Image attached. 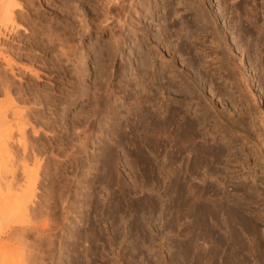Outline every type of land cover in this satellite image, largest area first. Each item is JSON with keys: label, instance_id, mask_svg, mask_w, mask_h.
I'll return each mask as SVG.
<instances>
[{"label": "rangeland", "instance_id": "374dc122", "mask_svg": "<svg viewBox=\"0 0 264 264\" xmlns=\"http://www.w3.org/2000/svg\"><path fill=\"white\" fill-rule=\"evenodd\" d=\"M22 1L28 2L27 7ZM99 1L18 0L21 12L15 15L24 18L19 24L18 17L17 23L25 31H20L21 37L0 40L3 50L16 59L21 40L33 37L34 31L44 39L42 45L56 34L61 37L60 42L52 39L55 46L44 53L39 48L33 53L19 51H24L23 58L27 52L38 57L32 67L37 78H21V86L32 90L28 103L20 107L36 110L39 122L25 130L28 156L15 143L9 144L8 157L0 155V180L9 181L7 185L17 192L25 180L24 166L37 175L33 198L19 222L24 224L0 226V252L8 247V257L0 255L1 263L260 264L264 261V1L135 0L128 10L125 0L124 9L111 11L109 30L103 33L96 27L104 19ZM83 18L90 22L88 31L80 30L79 25L86 24ZM60 55L61 65L55 63ZM65 58L69 60L64 63ZM2 67L1 63L0 73L16 92L20 83ZM83 90L89 96L83 97ZM95 91L102 97L98 106L92 97ZM253 92L258 101L252 99ZM166 109L184 115L181 123L193 126V149L199 153L208 149L215 164L207 160V167L188 175L184 166L197 154L185 153L179 167L173 162L169 132L160 134L163 137L143 132L153 126L157 131L154 122L161 123ZM177 176L186 191L207 188V200L222 194L229 201L236 198L233 204L245 210L242 215L253 223L254 233L228 222L231 237L220 216L197 227L182 210L186 206L181 211L175 207ZM220 200L213 206L224 203ZM11 229L17 235L24 231L18 235L19 244Z\"/></svg>", "mask_w": 264, "mask_h": 264}, {"label": "bare ground", "instance_id": "6f19581e", "mask_svg": "<svg viewBox=\"0 0 264 264\" xmlns=\"http://www.w3.org/2000/svg\"><path fill=\"white\" fill-rule=\"evenodd\" d=\"M99 1V0H98ZM217 1V0H216ZM219 1H223V0H219ZM230 1V0H229ZM232 2H234L235 0H231ZM264 1V0H263ZM100 2V1H99ZM135 2V0H128V2L126 3L127 4V6H126V8L127 7H129L128 8V10L130 9V7H132L133 5H135L136 3H134ZM169 2V1H168ZM167 2V3H168ZM22 3L24 4V7L26 6L27 7V5H28V2L26 3V2H24V1H22ZM63 3V2H62ZM65 3V2H64ZM67 3V2H66ZM226 3V2H225ZM30 4V3H29ZM125 0H101V11H102V18H104L101 22H99V24L98 25H96V27H97V29L99 30V32L100 33H103V32H107V29H108V26L109 25H107V22H109V21H111L112 19H110L109 20V17L111 16L110 15V13H111V11H114V10H121V9H124L125 8ZM179 5H182V4H184V3H178ZM177 4V5H178ZM232 4V3H231ZM234 4H235V2H234ZM64 5V4H63ZM129 5V6H128ZM137 5H138V3H137ZM136 5V6H137ZM237 5V4H236ZM240 5V4H239ZM238 5V6H239ZM67 6V5H66ZM65 6V7H66ZM233 6V5H232ZM238 6H236V7H238ZM242 6V5H241ZM246 6V5H245ZM262 6V5H261ZM135 7V6H134ZM133 7V8H134ZM148 7V6H147ZM264 7V6H263ZM88 8V7H87ZM86 8V9H87ZM95 8V7H94ZM151 8V7H150ZM149 8V9H150ZM179 8V7H178ZM186 8V7H185ZM235 8V7H234ZM240 8V7H239ZM238 8V9H239ZM244 8V7H243ZM254 8V7H253ZM25 9V8H24ZM28 9V8H27ZM136 9V8H135ZM175 9V8H174ZM21 10V6H20V3L18 2V0H0V29L2 30V32H0V40H1V38L3 39V38H6V37H15V38H17V37H21L20 35H19V33H20V31H21V33L22 32H24L25 31V27L24 28H22V26H19L18 25V23H17V19H18V17H19V20L18 21H21V22H19V24L20 23H22L23 21H24V18L22 17V19H20V17L22 16H18V15H15V13L18 11H20ZM71 10V9H70ZM148 10V9H147ZM173 10V9H172ZM176 10V9H175ZM247 10V9H246ZM254 10H256V9H254ZM52 11V10H51ZM68 11V10H67ZM171 11V10H170ZM183 11V10H182ZM242 11H245V8H244V10H242ZM21 12V11H20ZM115 12V11H114ZM168 12V11H167ZM180 12V11H179ZM256 11H254V13H255ZM28 13H29V15H28V17H30V19H33L32 17H34V16H32V14L28 11ZM27 13V14H28ZM130 13V12H129ZM169 13V12H168ZM177 13V12H176ZM258 13V12H257ZM71 14H72V12H71ZM171 14H172V12H171ZM38 15V14H37ZM85 15V14H84ZM69 16H70V12H69V14L67 15V16H65L67 19L69 18ZM86 16V15H85ZM84 16V17H85ZM170 16V15H169ZM252 16H254V15H252ZM96 17V19H97V16H95ZM94 17V18H95ZM143 17H145V16H143ZM257 17V16H256ZM26 18V17H25ZM71 18V17H70ZM110 18H112V17H110ZM130 18V17H129ZM150 18V17H149ZM254 18V17H253ZM36 19H38V18H36ZM81 19V18H80ZM86 19H87V17H86ZM92 19V18H91ZM117 19V18H116ZM119 19V18H118ZM125 19V18H124ZM69 20V19H68ZM70 20H72V18L70 19ZM83 20H84V22L86 21L85 20V18H83ZM93 20V19H92ZM95 20V19H94ZM94 20L92 21V22H94ZM99 20V19H98ZM120 20V19H119ZM118 20V21H119ZM153 20V19H152ZM166 20H167V18H166ZM38 21V20H37ZM73 21V20H72ZM75 21V20H74ZM74 21L72 22L73 24H74ZM82 21V20H81ZM132 21V20H131ZM150 21V20H149ZM80 22V21H79ZM24 23V22H23ZM28 23V22H27ZM34 23H36V22H34ZM70 24H72L71 22H69ZM82 23V22H81ZM89 21H86V24L85 23H82L81 25H79L80 26V30H89ZM106 23V24H105ZM124 23H126V22H124ZM109 24V23H108ZM129 24V23H128ZM171 24V23H170ZM169 24V25H170ZM22 25V24H21ZM32 25V24H31ZM34 25V24H33ZM95 25V24H94ZM168 25V26H169ZM24 26H26L25 24H24ZM28 26V25H27ZM28 27H30V26H28ZM27 27V28H28ZM43 29V28H42ZM60 29V28H59ZM72 29V28H71ZM70 29V30H71ZM96 29V30H97ZM0 30V31H1ZM30 29H28V31H29ZM34 30V29H33ZM109 30V29H108ZM47 31H48V29H47ZM51 32V31H50ZM90 32V31H89ZM55 33V32H54ZM82 33V32H81ZM52 34V33H51ZM67 34V33H66ZM85 34H87L86 32H85ZM89 34V33H88ZM108 34V33H107ZM33 35V37H30V38H27L28 40L27 41H23V40H21V47H19L20 49H19V51L20 50H24V49H26V50H29L30 52H32L33 53V51L34 50H36V49H40L39 50V52L41 51V53H44V52H46L47 50H50L51 48H52V46H55V45H53V44H55L54 42H56L55 40H57V42H60L61 40H60V36L59 35H55L56 37L55 38H51V40H50V38H49V40H45V41H47V43H45V45H42V41H44V39H42L41 40V38H38V36H39V34H38V32L37 31H34L33 32V34H31V36ZM135 35V34H134ZM23 36V35H22ZM26 36V35H25ZM53 37V36H52ZM117 37V36H116ZM119 37V36H118ZM63 38V37H62ZM24 39H25V37H24ZM35 39H37V40H39L38 42H37V40H35ZM52 39H55V40H52ZM67 39V38H66ZM115 39V38H114ZM113 39V40H114ZM4 40H6V39H4ZM65 41V40H64ZM111 41V40H110ZM68 42V41H67ZM122 42V41H121ZM64 43V42H63ZM57 44V43H56ZM67 44V43H66ZM3 44H1L0 45V62L2 63V65H3V69H4V71H7V72H5V73H8V75H10V77L12 78V80L13 81H15V82H18V83H20V87H18V89H17V91L15 92V90H16V88H13V84H12V82H10L9 80H7L4 76H3V73H0V95L2 94V96L4 97V100L2 101V102H0V155L3 157L4 156V158H6V156L10 153V151H11V146H9V144H12V143H15L17 146H19L20 148H22V153L23 154H25L26 152H27V147H26V144L24 143V136H25V130H26V128L29 126L31 129H33V124L35 123H37L38 124V119L37 118H35V113H36V110H33V109H31V107L29 108V109H31V110H28L25 106H23V107H20V105L22 104V105H26V103H28V100L30 99V97H31V94H30V92H31V88H28V87H23V86H21V78L24 76V77H27V76H33V77H35V78H37V73L36 72H34V70L32 69V67H33V65H35L36 63H37V58H35V55H31V54H28V52H27V56L25 57V58H23L24 56H23V53L22 52H24V51H22L21 53H19V51H18V54L16 53V59L15 58H13L12 56H14V55H12L11 53H7V51L5 52V50H3L4 48H2L1 46H2ZM61 46H62V44H61ZM71 47V46H70ZM69 47V48H70ZM109 47V46H108ZM115 48V47H114ZM74 49V48H73ZM70 50V49H69ZM72 50V49H71ZM75 50V49H74ZM3 51L5 52V53H3ZM29 52V53H30ZM70 52V51H69ZM69 52H67V53H69ZM61 53V52H60ZM66 52H63V53H61V54H65ZM10 54L12 55V56H10ZM71 54V53H70ZM69 54V55H70ZM59 55V54H58ZM61 56L62 55H60L59 57L57 56V62H55V63H58V64H60L61 63V61H60V59H61ZM67 56H68V54H67ZM67 56H65V57H67ZM71 56V55H70ZM15 57V56H14ZM62 57H64V56H62ZM69 57V56H68ZM67 57V58H68ZM65 60H66V58L64 59V63H65ZM69 59H67L66 61H68ZM72 61V60H71ZM52 62H54V61H52ZM0 63V64H1ZM69 63V62H68ZM71 64V63H70ZM37 65V64H36ZM61 65V64H60ZM58 66V65H57ZM53 67V66H52ZM54 68V67H53ZM52 68V69H53ZM56 68V67H55ZM62 69H63V67H61ZM60 68V69H61ZM65 68V67H64ZM67 68V67H66ZM59 69V70H60ZM61 69V70H62ZM55 71V70H54ZM57 72L56 73H58V70H56ZM63 71H64V69H63ZM62 71V72H63ZM1 72V71H0ZM61 72V71H60ZM60 74V73H59ZM27 83V82H26ZM103 84V83H102ZM104 85V84H103ZM248 85H250V83L248 84ZM30 86V85H29ZM106 86V85H105ZM108 86V85H107ZM97 89V88H96ZM98 89H99V87H98ZM84 91V90H83ZM97 91V90H96ZM96 91H95V93H92V97H93V99L95 100V103H96V105L97 104H100V103H98V100L99 99H101L102 97H101V95H98L97 93H98V91H101V90H98L97 91V93H96ZM106 92V91H105ZM100 93H102V92H100ZM34 94H37V93H34ZM67 94V93H66ZM75 94V93H74ZM104 94V93H103ZM82 95V94H81ZM107 95H108V92H107ZM62 96V95H61ZM84 96H89V92H88V94H87V90L86 91H84V94H83V97ZM251 96H252V99H254V100H256V101H258V97H257V94L255 93V92H253L252 94H251ZM80 97V96H79ZM33 98V97H32ZM36 98V97H35ZM39 98V97H38ZM42 98V97H41ZM34 99V98H33ZM32 99V100H33ZM31 100V101H32ZM30 101V102H31ZM34 101V100H33ZM103 101V100H102ZM36 103H37V101H35ZM47 102V101H46ZM70 103H72V102H70ZM94 103V104H95ZM143 103V102H142ZM102 104V103H101ZM31 105V104H30ZM53 105V104H52ZM136 106L138 105V104H135ZM98 106V105H97ZM96 106V107H97ZM101 106V105H100ZM53 107V106H52ZM69 107V106H68ZM136 108H138V107H136ZM96 109H99V108H96ZM139 109L140 108H138L137 110L139 111ZM168 109V108H167ZM165 110L164 111V117H163V120L161 121V123L159 124L158 123V121L157 122H154V121H152V122H150V124H153V122L154 123H157L156 125H157V127L158 128H156L155 127V130L157 129V131H152V129L154 128V126H153V128L150 130H140V131H143V132H152V133H154V132H157V134L159 135V136H161L160 134H162V135H166L168 132H169V135H167V136H169L170 138H171V143L174 145V149H175V151H174V153H173V162H174V164H177L178 166L179 165H181V163L179 162L180 160L182 161V156L183 155H186L185 153H187V152H189V155H191V154H197V155H195L194 157H193V159L191 160V162H190V164H188L189 162H186V164L185 165H187L188 164V166H184V167H186V174H188L189 175V173L191 174L192 172L194 173V170L196 171V169H198V168H200V167H202V166H204V165H206L207 164V162L210 160V158H214V156H213V153H209L207 150H205V149H203V151L201 152L200 151V153H199V150H198V148H197V150L196 149H193V147H192V145H191V141H192V127H191V124L190 125H188V124H186V123H184L183 124V122L181 123V120H182V116H184L182 113H180V111H177V110ZM263 109V108H262ZM38 110V109H37ZM92 110V109H91ZM142 110V109H141ZM140 110V111H141ZM94 111V110H93ZM96 111V110H95ZM93 112V113H96V112ZM136 111V110H135ZM139 111V112H140ZM92 112V111H91ZM98 112V111H97ZM137 112V111H136ZM135 115H137L138 113H135V112H133ZM143 113H144V111H143ZM146 113V112H145ZM159 113V112H158ZM262 113L264 114V109L262 110ZM61 114V113H60ZM92 114V113H91ZM90 115V114H89ZM88 115V116H89ZM118 115V114H117ZM144 116L145 115H148V114H143ZM142 115V116H143ZM150 115V114H149ZM148 115V116H149ZM159 115H161V114H159ZM90 116H99V115H90ZM144 116H143V118H144ZM162 116V115H161ZM93 117H91V118H93ZM119 117V116H118ZM153 117V116H152ZM156 117V116H155ZM158 117V116H157ZM74 118V117H73ZM86 118V117H85ZM89 118V120H90V117H88ZM120 118H123V117H120ZM138 118H140V120H142L141 119V117L139 116ZM137 118V119H138ZM149 118V117H148ZM150 118H151V116H150ZM159 118V117H158ZM75 119V118H74ZM118 119V118H117ZM145 119V118H144ZM146 119H147V117H146ZM146 119H145V121L143 120V123H145L146 122ZM151 119H153V118H151ZM181 119V120H180ZM58 120V119H57ZM86 120H87V118H86ZM88 120V121H89ZM139 120V119H138ZM150 120V119H149ZM84 121V120H83ZM91 121H92V119H91ZM46 122V121H45ZM50 122V121H49ZM78 122V121H77ZM137 122V121H136ZM139 122V125L142 123V122H140V121H138ZM159 122H160V120H159ZM84 123V122H83ZM96 123H98V122H96ZM142 123V124H143ZM149 123V122H148ZM193 123V122H192ZM48 124V123H47ZM47 124H44V125H47ZM82 124V123H81ZM87 123H85V126H87L86 125ZM90 124L92 125V123L90 122ZM137 124V123H136ZM263 124H264V121H263ZM52 125V124H51ZM77 125V124H76ZM79 125V124H78ZM83 125V124H82ZM82 125H79V126H82ZM89 125V124H88ZM91 125H89L88 127L90 128L91 127ZM144 125H146V123L144 124ZM147 125H149V124H147ZM155 125V124H154ZM116 126V125H115ZM138 126V125H137ZM136 126V127H137ZM195 126V125H194ZM88 127L85 129L86 131H87V129H88ZM116 127H118V126H116ZM127 127V126H126ZM126 127H125V129H126ZM139 127V126H138ZM48 128H49V126H48ZM47 128V129H48ZM75 128H76V126H75ZM92 128V127H91ZM91 128L90 129H88V131L89 130H91ZM120 128V127H119ZM135 128V127H134ZM150 128V127H149ZM77 129V128H76ZM129 129V128H128ZM138 129V128H137ZM194 129V128H193ZM84 130V131H85ZM122 130H123V128H122ZM171 130V131H170ZM121 131V130H120ZM131 131L133 132L134 130H130L129 132L131 133ZM53 132V131H52ZM135 132V131H134ZM195 132V131H194ZM74 133V132H73ZM86 133H88V132H86ZM141 133V132H140ZM14 134H16L15 136L17 137L16 139H14ZM118 134H119V131H118ZM128 134V133H127ZM135 133H133L132 135H134ZM75 135V134H74ZM73 135V136H74ZM77 135V134H76ZM130 135V134H129ZM136 135H137V133H136ZM146 135V134H145ZM155 135V134H154ZM157 135V137H159ZM194 135V134H193ZM123 136V135H122ZM125 136H126V134H125ZM139 137V136H138ZM161 137H163V136H161ZM28 138V137H27ZM75 138V137H74ZM118 138V137H117ZM120 138V137H119ZM128 138V137H127ZM13 139H14V142H13ZM131 139H133V138H131ZM143 139V138H142ZM194 139V138H193ZM27 140V139H26ZM79 140V139H78ZM119 140V139H118ZM28 141V140H27ZM122 141V140H121ZM130 141V140H129ZM193 142V141H192ZM195 142V141H194ZM193 142V143H194ZM128 143V142H127ZM142 143H144V142H142ZM30 144V143H29ZM129 144H131V143H129ZM168 144V143H167ZM189 144V146H187ZM32 145V144H31ZM132 146H133V144H132ZM137 146V145H136ZM201 146V145H200ZM18 147V148H19ZM196 147V146H195ZM11 148V149H10ZM15 148V147H14ZM32 148V147H31ZM30 148V149H31ZM135 148H137V147H135ZM16 149V148H15ZM139 149V148H138ZM202 150V149H201ZM228 150V149H227ZM14 151V150H13ZM12 151V152H13ZM21 151V150H20ZM29 151V150H28ZM31 151V150H30ZM35 151H37V150H35ZM31 152H34V151H31ZM35 153H37V152H35ZM214 153H215V151H214ZM12 154V153H11ZM21 154V153H20ZM168 154H169V152H168ZM25 155H27V153L25 154ZM187 155H188V153H187ZM221 155V154H220ZM229 155V154H228ZM0 156V157H1ZM28 156V155H27ZM30 156V155H29ZM31 156H32V153H31ZM36 156V155H35ZM224 156V155H223ZM8 157V156H7ZM26 157V156H25ZM184 157H187V156H184ZM191 157V158H192ZM22 158V157H21ZM24 158V157H23ZM36 158V157H35ZM190 158V159H191ZM229 158V157H228ZM217 159V158H216ZM219 159V158H218ZM24 160H27V159H25L24 158ZM187 160V159H186ZM189 160V159H188ZM208 160V161H207ZM212 160V159H211ZM210 160V161H211ZM207 161V162H206ZM213 161V160H212ZM211 161V164L213 163ZM29 162V161H28ZM168 162V161H167ZM206 162V163H205ZM204 163V164H203ZM39 164V163H38ZM209 164V163H208ZM213 164H215V163H213ZM210 165V164H209ZM208 165V166H209ZM177 166V167H178ZM179 167H181V166H179ZM205 167H207V165L205 166ZM24 168V177H25V180L23 181V180H21V181H23V185L18 189V188H16V190H17V192L15 191V192H13L12 191V189H11V187L10 186H8L7 185V183H9V181L5 184V182L3 183L2 182V180H0V226L1 225H3V224H9V223H13V224H11V225H13L14 226V223H19L20 221H21V219L23 218V217H25V215H26V213H27V209L29 208L28 207V205H29V203H31V200H32V198H33V195H34V193H33V189H34V185H35V179H36V175H35V172H34V174H32L33 172H31V171H28L27 170V168L24 166L23 167ZM175 168V167H174ZM209 168V167H208ZM176 169V168H175ZM174 169V170H175ZM185 169V168H184ZM184 169H183V171H184ZM202 169H204L203 167H202ZM2 170V169H1ZM32 170V169H31ZM39 170V169H38ZM180 170V169H179ZM200 170V169H199ZM207 170H209V169H207ZM213 170V169H212ZM198 171V170H197ZM208 172V171H207ZM5 173V172H4ZM178 173V172H177ZM192 173V174H193ZM213 173V172H212ZM184 174H185V171H184ZM185 174V175H186ZM1 175H3V174H1ZM15 175V174H14ZM177 175V174H176ZM195 175V174H194ZM184 176V175H183ZM196 176H198V175H196ZM1 177V176H0ZM7 177V176H6ZM6 177L4 176V180H6ZM23 177V176H22ZM187 177V176H186ZM2 178H3V176H2ZM194 178V177H193ZM1 179V178H0ZM16 179V178H15ZM23 179V178H22ZM182 178L180 179V177L179 176H177L176 178H175V182H173L174 183V192H175V204H176V209L178 208V210L181 208V207H183V206H186V209H183L182 208V210H187V212L185 213L186 214V217H189L190 219H192L191 220V222H193L195 225H197V227H199V226H202L203 224H204V222L206 221V220H216V219H220V217H221V219H222V217H224L223 218V220H225V227L226 226H228V233H226L225 231V233L228 235H231V237H234V235H233V229L232 228H230L231 226V224H232V226H233V223H236V225L237 224H239L238 226L240 227V229H242L243 231L244 230H247V231H249V230H251V231H253L254 230V225H253V223L251 222V221H248L245 217H244V215H245V213L242 215V212H245V210L244 211H240L239 210V207L241 206H236L237 204H233V203H235V202H237V201H235V199H233L234 201H229L228 200V195H227V197L225 196V198H222V196H223V194H222V196L220 197L223 201H224V203H222V204H220V206L219 207H216V206H213V205H215L216 203L215 202H217L218 203V200L220 199L219 198V195H218V199L216 200L215 198H214V200H216L215 202H214V200H212L213 198H211V201H210V197L208 198V200L206 199L208 196H206L207 194H209V191L207 190V188L206 189H197V188H193V187H191V188H189V190L188 191H186V189L183 187V185H182ZM12 181V180H11ZM18 181V180H17ZM172 182V181H171ZM186 183V182H185ZM4 184V185H3ZM14 184V183H13ZM187 184V183H186ZM12 186V185H11ZM15 186V185H14ZM14 186H12V187H14ZM19 187V186H18ZM172 187H173V185H172ZM188 187H190V186H188ZM201 187V186H200ZM184 188V189H183ZM186 188H187V186H186ZM217 188V187H216ZM188 189V188H187ZM211 189V188H210ZM13 190H15V189H13ZM215 190V189H214ZM212 193H213V195L212 196H217V194L215 193V192H213V190L211 191ZM212 193H210V194H212ZM221 193V192H220ZM174 194V193H173ZM225 194V193H224ZM221 195V194H220ZM226 195V194H225ZM172 197V196H171ZM224 197V196H223ZM36 198V197H35ZM225 199V200H224ZM230 199H231V197H230ZM174 200H173V202H174ZM222 200H220V201H222ZM232 200V199H231ZM243 200H245L246 201V199H244L243 198ZM205 201H208V202H211V204H208V202H205ZM213 201V202H212ZM219 201V202H220ZM225 202H227V203H225ZM229 202H232L231 204H229ZM249 202H251V201H249ZM215 203V204H214ZM239 203V202H238ZM253 203V202H252ZM33 204V203H32ZM174 204V205H175ZM240 204V203H239ZM238 204V205H239ZM173 205V206H174ZM28 207V208H27ZM187 207H188V209H187ZM40 208H42V207H40ZM241 208V207H240ZM31 210V209H30ZM29 210V211H30ZM33 211V210H32ZM46 211V210H45ZM176 211V210H175ZM179 211H181V210H179ZM179 211H176V212H178L179 213ZM43 212V211H42ZM38 213H39V211L37 212V215H38ZM41 213V212H40ZM45 213V212H44ZM43 213V214H44ZM177 213V214H178ZM30 214H31V212H30ZM30 214H27V215H30ZM184 214V213H183ZM183 214H181L180 216H182ZM249 214V213H248ZM36 215V216H37ZM177 216H179V214L177 215ZM184 216V215H183ZM220 216V217H219ZM31 217V216H30ZM218 217V218H217ZM35 218V217H34ZM29 219V218H28ZM218 219V220H219ZM25 220V219H24ZM28 221V220H27ZM213 221V222H214ZM217 221V220H216ZM29 222V221H28ZM28 222H27V224H28ZM208 222V221H207ZM207 222H206V224H207ZM210 222V221H209ZM208 222V223H209ZM224 222V221H223ZM228 222H230L229 224H228ZM16 224V225H17ZM22 224H24V221L23 222H21V225H20V223H19V225L20 226H22ZM29 225V224H28ZM27 225V226H28ZM223 225V224H222ZM26 226V227H27ZM230 226V227H229ZM4 227V226H3ZM15 227H17V226H15ZM15 227H13V228H15ZM19 227V226H18ZM213 227V226H212ZM211 227V228H212ZM233 227H236V226H233ZM239 227H237V228H239ZM24 228V227H23ZM32 228V227H31ZM195 228V227H194ZM7 229H9V226H8V228H6V230ZM20 229V228H19ZM198 229V228H197ZM239 229V230H240ZM1 230H2V228H1ZM10 230V229H9ZM13 232H12V234L13 235H15V230H13V229H11ZM201 230H203V229H201ZM205 230H208L207 228L205 229ZM17 231H18V228H17ZM191 231V230H190ZM208 231H210V230H208ZM241 231V230H240ZM9 232V231H8ZM8 232H7V234H8ZM11 232V231H10ZM9 232V233H10ZM19 232V231H18ZM24 232V231H23ZM22 232V233H23ZM29 232V231H28ZM34 232H36V231H34ZM205 232V231H204ZM242 232V231H241ZM245 232V231H244ZM250 232V231H249ZM248 232V233H249ZM22 233H19V234H22ZM26 233V232H25ZM192 233V232H191ZM247 233V232H246ZM251 233V232H250ZM253 233H254V231H253ZM12 234H11V236H12ZM18 234V235H19ZM204 234V233H203ZM218 234V233H217ZM226 234H225V236H226ZM234 234H236L237 235V233H234ZM2 235V234H1ZM16 235H17V232H16ZM18 235H17V240L16 241H18V243L17 244H19V240H18ZM244 235V234H243ZM3 236H5V235H3ZM9 236L10 235H8L7 237H6V239L8 240V238H9ZM22 236H25V235H22ZM212 236V235H211ZM238 236V235H237ZM263 236V235H262ZM14 237V236H13ZM229 237V236H228ZM227 237V238H228ZM230 237V238H231ZM11 238V237H10ZM25 238V237H24ZM238 238H240V237H238ZM2 239V238H1ZM222 239V238H221ZM220 239V240H221ZM232 239V238H231ZM236 239H237V237H236ZM4 240V239H3ZM10 240V239H9ZM223 240V239H222ZM226 240L227 239H225V243H226ZM230 240V239H229ZM13 241V240H12ZM16 241H15V243H16ZM23 241V240H22ZM240 241V240H239ZM242 241V240H241ZM1 242H3V241H1ZM7 242H9V241H7ZM219 242V241H218ZM221 242V241H220ZM4 245H3V243L1 244V245H3L4 247L6 246V241L4 240ZM217 243V242H216ZM225 243H224V245H225ZM230 243H231V241H230ZM241 243V242H240ZM22 244V243H21ZM20 244V245H21ZM25 244V243H24ZM219 244V243H218ZM217 244V245H218ZM223 244V243H222ZM227 244V243H226ZM228 244H229V241H228ZM233 245H234V243H233ZM233 245H232V247H233ZM222 246V245H221ZM227 246V245H226ZM235 246L237 247V249H238V247L240 246V244H239V246H238V241L236 240V243H235ZM1 247V246H0ZM4 247H2L1 249H3ZM12 247H14V246H12ZM20 247V246H19ZM24 246H22V248H23ZM231 247V248H232ZM89 248V247H88ZM221 248H223V246L221 247ZM5 249H7V250H5V251H7L6 253H8V247L6 246V248ZM217 249V248H216ZM239 249H240V247H239ZM242 249V248H241ZM19 250V249H18ZM5 251H2V252H4V253H2V252H0V255H1V253H2V255H4V254H6L5 253ZM1 255V256H2ZM7 255V257H8V254H6ZM3 258V257H2ZM4 258H6V256H4ZM3 259H0V263H1V261H2ZM4 260H6V259H4ZM28 261V260H27ZM3 262H5V261H3ZM264 262V261H263ZM263 262H260V264L261 263H263ZM7 263H8V261H7ZM6 263V264H7ZM2 264V263H1ZM21 264H22V262H21ZM228 264V263H227ZM230 264V263H229Z\"/></svg>", "mask_w": 264, "mask_h": 264}]
</instances>
